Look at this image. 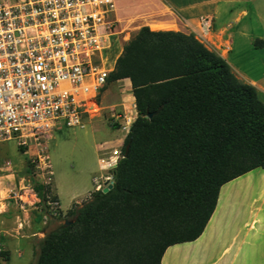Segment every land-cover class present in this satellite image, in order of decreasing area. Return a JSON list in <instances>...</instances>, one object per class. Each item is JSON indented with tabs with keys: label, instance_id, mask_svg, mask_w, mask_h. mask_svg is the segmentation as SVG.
I'll return each mask as SVG.
<instances>
[{
	"label": "trees",
	"instance_id": "1",
	"mask_svg": "<svg viewBox=\"0 0 264 264\" xmlns=\"http://www.w3.org/2000/svg\"><path fill=\"white\" fill-rule=\"evenodd\" d=\"M124 78L136 117L112 188L73 203L72 222L40 240L36 264H161L169 246L202 233L224 183L264 170V103L193 33L141 26L106 83ZM35 186L57 201L49 183Z\"/></svg>",
	"mask_w": 264,
	"mask_h": 264
},
{
	"label": "built area",
	"instance_id": "2",
	"mask_svg": "<svg viewBox=\"0 0 264 264\" xmlns=\"http://www.w3.org/2000/svg\"><path fill=\"white\" fill-rule=\"evenodd\" d=\"M115 9V0H0V143L26 147L48 130L82 129L101 116L104 61L119 34ZM204 23L210 27L207 18ZM132 108L130 114L111 106V126L128 132ZM40 150L30 162L35 178L47 184L51 165ZM121 157L122 145L100 158L105 174L97 188L111 180ZM1 184L0 197L24 200L16 187Z\"/></svg>",
	"mask_w": 264,
	"mask_h": 264
},
{
	"label": "crops",
	"instance_id": "3",
	"mask_svg": "<svg viewBox=\"0 0 264 264\" xmlns=\"http://www.w3.org/2000/svg\"><path fill=\"white\" fill-rule=\"evenodd\" d=\"M115 5L116 12L119 11L120 6L128 15L154 10V16L147 19L151 20L150 22L145 21L144 24L132 26L131 32L134 34L143 25L148 26L150 30L193 33L209 48L218 52L237 76L252 85L257 91L258 98L264 103V74L260 66L261 60H264V0H115ZM251 12L257 17L255 33L245 23L246 17ZM205 18L210 23L209 28L204 23ZM149 25L167 28L152 29ZM131 37L130 35L129 39ZM123 44H118L117 55H114L115 58L108 63L109 71L114 68ZM247 44L254 58L253 56L248 58L244 64H240L241 68H238L232 60L239 48ZM234 49L236 51L233 53ZM122 82L127 84L125 88L129 90L130 101L134 104L127 78L110 83V87L114 90L110 89L109 92L120 93ZM113 105L116 104L106 105L103 108ZM107 112L110 113L109 110ZM94 120L98 119L88 120L86 125L93 124ZM107 127L116 130L117 133L109 132V134L105 131L103 140L96 143V149L101 150L98 161L102 169L100 158H108L112 148L121 147L126 134L118 128V125H107ZM103 128L97 127L91 132H100ZM100 178L102 176L96 181ZM255 186L256 199L250 201L251 195L248 193ZM55 188L60 208L56 185ZM96 188L95 185L94 189ZM76 201L77 199H73L70 207ZM246 203L249 209L248 217L252 216L249 221L244 220ZM60 210L64 213L68 209ZM241 221H243L242 225H240ZM262 239L264 240V170L258 167L224 183L220 187L215 210L202 233L195 240L169 246L162 255L161 264H259L257 251L259 241Z\"/></svg>",
	"mask_w": 264,
	"mask_h": 264
},
{
	"label": "rangeland",
	"instance_id": "4",
	"mask_svg": "<svg viewBox=\"0 0 264 264\" xmlns=\"http://www.w3.org/2000/svg\"><path fill=\"white\" fill-rule=\"evenodd\" d=\"M153 11L135 12L128 15L120 6L119 11L116 12L115 9L116 30L119 34L118 40H114L106 54L108 55V57L106 56L107 64L117 55L118 44L129 41V36L134 35L131 32L134 25L144 24L145 21L146 23L150 22L151 20L147 19L154 16ZM245 23L255 33L258 24L255 13L248 14ZM235 51L234 49L232 52ZM252 56L254 58V54H251L247 44L239 48L232 61L238 68H241L240 64H244L245 60ZM260 66L264 74V60H261ZM126 85L125 82H122L120 93L116 94V91L109 92L112 87L105 83L99 96L100 102H102V114L95 118L98 120H94L93 124H87L83 129L63 126L55 130H48L37 139L31 138L26 147L17 145L14 140L0 143L1 187L3 189L16 187L24 197L22 201H14L4 194L0 197V264H36V252L39 250L40 240L45 234L56 230L64 222L66 212L63 213L60 209L63 211L69 209L73 199H77L73 203H81L88 198L90 192L97 185L96 179L99 176L102 178L98 179V182L102 183L105 172L98 161L101 150L96 149V143L103 140L105 131L112 134L117 133L116 130L107 127V125L111 126V118L107 112L111 107L103 108V106L116 104L114 105L116 108L128 109V113L130 111V114H133L132 102L128 95L129 90L125 88ZM101 126L104 128L100 132H91ZM41 148L45 153L44 160L51 165L52 174L48 182L50 196H56V185L60 208L58 203L50 198L46 202L41 201L35 189L36 183L41 182L33 175L35 167L32 166L33 162L31 164L30 159H35L36 151L40 153ZM109 181H112V178ZM256 192V186L249 191L250 201L256 199ZM245 210L244 220L248 219L247 221H249L252 216L248 217V203H246ZM243 221L240 222V225ZM262 241L264 240L262 239ZM262 241H259L257 251L259 264H264V242ZM4 253L7 254V259H5Z\"/></svg>",
	"mask_w": 264,
	"mask_h": 264
},
{
	"label": "water",
	"instance_id": "5",
	"mask_svg": "<svg viewBox=\"0 0 264 264\" xmlns=\"http://www.w3.org/2000/svg\"><path fill=\"white\" fill-rule=\"evenodd\" d=\"M152 116V113H148L147 114V117H151ZM127 153V147L125 148V151H124V155ZM112 181H108L107 182V184H106V186H104L101 190H102V192H107L109 189H111L112 188ZM70 222H72V221H68L67 219L66 220H64V224H68V223H70Z\"/></svg>",
	"mask_w": 264,
	"mask_h": 264
},
{
	"label": "bare ground",
	"instance_id": "6",
	"mask_svg": "<svg viewBox=\"0 0 264 264\" xmlns=\"http://www.w3.org/2000/svg\"><path fill=\"white\" fill-rule=\"evenodd\" d=\"M225 48L227 49V46H225ZM107 57H108V55H107ZM107 57H106V58H107ZM111 62H112V60H111V61H109V63H111ZM104 63H105V64H107V61H106V59H105ZM106 68L108 69V64H107Z\"/></svg>",
	"mask_w": 264,
	"mask_h": 264
}]
</instances>
